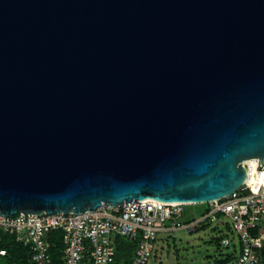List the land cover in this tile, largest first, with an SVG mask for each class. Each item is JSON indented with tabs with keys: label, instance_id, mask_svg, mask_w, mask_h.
Returning a JSON list of instances; mask_svg holds the SVG:
<instances>
[{
	"label": "water",
	"instance_id": "95a60500",
	"mask_svg": "<svg viewBox=\"0 0 264 264\" xmlns=\"http://www.w3.org/2000/svg\"><path fill=\"white\" fill-rule=\"evenodd\" d=\"M264 159V0H0V215L205 205Z\"/></svg>",
	"mask_w": 264,
	"mask_h": 264
},
{
	"label": "built area",
	"instance_id": "2783aa9c",
	"mask_svg": "<svg viewBox=\"0 0 264 264\" xmlns=\"http://www.w3.org/2000/svg\"><path fill=\"white\" fill-rule=\"evenodd\" d=\"M256 171L262 180L255 187L245 181L232 195L205 204L204 213L187 216L186 209L194 205L149 199L122 206L103 204L82 214L18 212L11 217L0 215V238L14 236L28 250L31 264H51L48 235L54 232L61 234V264H147L159 234L193 235L213 226L226 236L220 242L222 248L236 245L228 264H264V159H257ZM229 233L234 238H228ZM122 246H131L134 254L123 253L120 259Z\"/></svg>",
	"mask_w": 264,
	"mask_h": 264
},
{
	"label": "rangeland",
	"instance_id": "374dc122",
	"mask_svg": "<svg viewBox=\"0 0 264 264\" xmlns=\"http://www.w3.org/2000/svg\"><path fill=\"white\" fill-rule=\"evenodd\" d=\"M207 205H194L186 209L187 216L192 215L191 209L199 211ZM221 224V223H219ZM220 228H223L219 225ZM213 226L200 230L193 235L184 231L173 234H159L155 249L147 264H215L224 254L230 251L221 247L220 241L226 236ZM233 234L229 233L228 238ZM215 241V242H214ZM217 244H220L217 245ZM229 249V248H228ZM134 254V249L130 250ZM0 264H5L0 259Z\"/></svg>",
	"mask_w": 264,
	"mask_h": 264
},
{
	"label": "trees",
	"instance_id": "16d2710c",
	"mask_svg": "<svg viewBox=\"0 0 264 264\" xmlns=\"http://www.w3.org/2000/svg\"><path fill=\"white\" fill-rule=\"evenodd\" d=\"M193 207V206H191ZM192 212L195 214H200L204 213L208 210L207 206H205L203 209L196 211L194 209H191ZM60 238L61 234L60 232H54L50 233L48 235V242L50 244V254L52 258L51 264H61V255H62V245L60 243ZM215 242V241H214ZM221 242V241H220ZM220 246V244H217ZM122 246V248L118 251V256L120 255V259L122 258L121 255L123 253H129L130 255V250L132 249L131 246L129 248ZM231 253H234L236 249V245L233 244L229 249H227ZM0 251H4L5 255L0 256V259L5 263V264H31L29 261V253L28 250L21 245L17 244L15 242L14 236L10 235H2L0 238ZM128 256V255H127ZM125 256V260H130L128 257ZM222 257L217 260L215 264H228L232 258L233 254H227V255H221ZM118 258V259H119Z\"/></svg>",
	"mask_w": 264,
	"mask_h": 264
},
{
	"label": "bare ground",
	"instance_id": "6f19581e",
	"mask_svg": "<svg viewBox=\"0 0 264 264\" xmlns=\"http://www.w3.org/2000/svg\"><path fill=\"white\" fill-rule=\"evenodd\" d=\"M257 159H249L244 162V166L247 168L246 182L252 184L255 187L256 183L262 180V175L256 171Z\"/></svg>",
	"mask_w": 264,
	"mask_h": 264
}]
</instances>
